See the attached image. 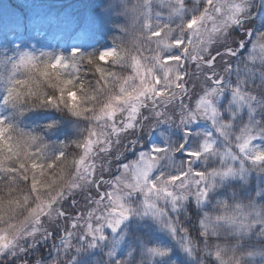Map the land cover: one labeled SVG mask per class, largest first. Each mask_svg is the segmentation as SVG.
<instances>
[{"label": "rangeland", "instance_id": "obj_1", "mask_svg": "<svg viewBox=\"0 0 264 264\" xmlns=\"http://www.w3.org/2000/svg\"><path fill=\"white\" fill-rule=\"evenodd\" d=\"M190 1L200 4V0H110L101 12L106 19L113 14L123 17L129 45L122 57L118 93L95 114L78 172L89 177L109 173L113 159L120 158V176L110 182L108 194L103 188L106 182L95 184L99 185L97 194L85 192L77 201L76 213H66L48 201L39 203L22 223L0 229V259L11 254L23 257L17 259L18 264H46L38 260L45 251L52 255L50 264H55L59 254L53 246L47 247L54 233L51 226H61L62 238L75 235L80 239V248L62 257H82L84 264H208L205 258L226 263L229 252L219 241L226 233L264 237V207L259 201L264 195V33L249 30L248 47L240 41V48L248 49L243 59L253 65L238 64L242 60L239 48L233 46L212 54L224 27H214L212 10H223L226 15L221 18L241 24L242 6L252 8V0H203L205 7L196 11L188 9ZM261 3L264 8V0ZM195 12L201 14L194 16ZM197 28L202 32H198V46L192 48L189 36ZM59 37L50 42L44 32L37 31L0 43V65L9 70L8 78H19L23 69L56 46ZM83 42L84 33L79 31L67 44L76 51ZM115 49L105 47L104 56ZM198 49L202 54L197 55ZM188 60L193 65L190 70L185 68ZM54 61H60V56ZM199 74L201 81L211 79L216 85L226 84L227 78L233 83L227 105L233 118H238L237 126L219 123L223 108L209 100L203 101L204 108L222 130L206 120L193 118L188 124L179 121L175 125L169 118V98L185 92L189 82L199 80ZM238 75L240 86L233 80ZM161 105L163 114L153 111ZM187 114L194 116L191 109ZM171 127L178 134H169ZM128 131L129 138L120 139ZM141 131L144 135L139 139ZM192 157L195 162L186 164ZM202 158L204 162L198 164ZM86 163L91 166L88 170ZM185 166L192 168L185 172ZM183 176L187 178L179 180ZM110 178L105 175V180ZM175 183L193 187L185 191L181 202L175 198ZM226 185L235 188L229 193ZM95 197L99 202L93 205ZM188 198L198 206L196 212L190 211L196 219H189L190 212L184 218ZM60 216H68L69 232L65 220L55 225ZM35 221L37 225L29 226ZM25 222L29 230L25 234L31 235L28 240L20 232Z\"/></svg>", "mask_w": 264, "mask_h": 264}, {"label": "trees", "instance_id": "obj_2", "mask_svg": "<svg viewBox=\"0 0 264 264\" xmlns=\"http://www.w3.org/2000/svg\"><path fill=\"white\" fill-rule=\"evenodd\" d=\"M109 2L110 0H1L0 42L9 43L14 35H33L37 30L44 31V38L50 42L57 35L60 37L56 46L23 69L19 78L9 79V70L0 65V229L13 223H22L36 210L39 203L48 201L52 202L51 206L62 208L66 213L70 214L71 210L76 213L79 209L77 201L85 192L97 194L98 186L101 182H106L103 188L108 194L112 186L110 182L117 181L120 176L117 168L122 162L120 158L113 159L109 173L89 177L90 175L78 172L81 163L79 159L88 143L95 114L118 93L123 68L122 57L129 45L128 30L124 27L123 17L113 14L110 19H106L100 15ZM198 3L190 1L187 7L195 11V8L201 10L205 7L203 0ZM219 4L222 8L226 7L224 3ZM251 7L242 6L241 24L229 18H221L226 15L223 10H212L215 20L213 23L216 24L214 27H224L220 34L221 41L210 53L220 54L224 48L233 46L239 48L238 54L242 60L238 64L253 65L248 64V58L243 59L248 49L240 48V41L244 40L248 47L249 30L264 33V8L261 0H252ZM248 9L251 10L250 13H246ZM199 13L195 12L193 15ZM79 31L84 33V43L81 49L73 51L67 43ZM199 31L202 32V29H195L194 36H189V47L198 46ZM109 45L115 46V52L106 54L103 58V48ZM200 54L202 52L198 49L197 55ZM56 56H60V61H54ZM233 58L237 63V57ZM192 66V62L188 60L185 68L190 70ZM202 79L203 75L199 74V80L193 79L189 82L185 92H176L169 98V118H172L175 125L179 121L181 125L188 124L193 118L206 120L216 130L223 129L219 123H233V126H237L238 118H233L231 108L227 105L233 93V83H229L228 78L226 84L219 85L214 84L211 79L201 81ZM233 80L240 86L239 75ZM204 100L218 102L223 108L221 120L218 118L219 123L206 112ZM189 109L193 110L194 116L188 117ZM153 111L163 114V106H157ZM261 119L264 129V115ZM129 132L120 139L127 140ZM168 132L178 134L174 127L169 128ZM236 133H239L238 129ZM142 135L144 131L138 133L137 137L140 139ZM170 139L172 141L173 136ZM194 158L186 160V164L194 163ZM202 162L203 158L198 164ZM85 168L88 170L91 166L86 163ZM191 168L185 166L183 170L188 172ZM105 175L111 178L105 180ZM183 178L187 176L179 180ZM98 182L99 185H95ZM191 188V184L182 188L175 183L173 189L177 193V202H181L185 191ZM234 188L230 185L225 187L229 193ZM259 201L264 207V195L259 197ZM97 202L99 197H95L92 203L95 205ZM186 203L188 206L184 210V218L190 211L199 210L195 201L190 202L188 198ZM66 217H58L59 221L55 225L65 220V230L69 232ZM196 217L195 213L190 212L189 219ZM35 225L36 221L29 226ZM60 228L61 226L50 227L54 233L50 235L47 243V247L53 246L59 254L55 264H84L82 257L75 260V257H62L70 250L79 249L80 239L75 235L62 238ZM27 231L28 223L25 222L20 227V232L25 234ZM24 238L28 240L31 235L25 234ZM219 241L222 249L229 252L227 259L230 261L221 263L205 258L208 264H264L263 236L236 235L229 232ZM17 259L23 257L5 255L0 259V264H18ZM51 259L52 255H47L45 251L38 256V260L46 261V264H50ZM27 262L29 261L21 264Z\"/></svg>", "mask_w": 264, "mask_h": 264}]
</instances>
